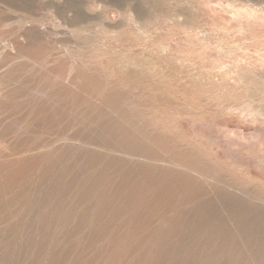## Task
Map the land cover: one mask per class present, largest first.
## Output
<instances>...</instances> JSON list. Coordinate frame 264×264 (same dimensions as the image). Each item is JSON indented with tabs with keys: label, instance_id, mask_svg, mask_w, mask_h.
<instances>
[{
	"label": "rangeland",
	"instance_id": "obj_1",
	"mask_svg": "<svg viewBox=\"0 0 264 264\" xmlns=\"http://www.w3.org/2000/svg\"><path fill=\"white\" fill-rule=\"evenodd\" d=\"M1 22L11 103L53 96L68 151L0 192V264H264V0H0Z\"/></svg>",
	"mask_w": 264,
	"mask_h": 264
},
{
	"label": "bare ground",
	"instance_id": "obj_2",
	"mask_svg": "<svg viewBox=\"0 0 264 264\" xmlns=\"http://www.w3.org/2000/svg\"><path fill=\"white\" fill-rule=\"evenodd\" d=\"M4 16H6V15L4 14ZM7 19H9V18H7ZM5 21H3V22L5 23ZM7 21H9V20H7ZM4 23H2V25H0V27H2V26L5 27L6 24H4ZM2 33L4 35V32H2ZM15 34H19V30L18 31L15 30L14 32H12V36H14L15 39L13 41V44L10 46L12 48H15L16 50H19L18 52L21 53L23 51L22 50L23 48L21 47V44L18 41V36ZM5 35H7V34H5ZM2 37H4V36H2ZM2 37H0V38H2ZM10 46H9V48H11ZM31 59H30V61H31ZM28 63H29V61H28ZM34 63H36V62H34ZM36 64H39V63H36ZM12 79L15 81V79L13 77H12ZM12 79L6 75H0V131H1L0 132V143H5L6 146L10 149L11 154L23 153L24 151H26L29 155H32V156L20 157L18 159H15L14 161H5V160L0 161V178H2L0 181V192L11 191L14 189L17 190V188H21L22 185L27 182L28 177H30L32 171L35 170V168L38 167L41 163L49 164V166H51V168H53L55 166V162H54L55 159H65L66 152L68 151V149H63L62 147H59V145H58V142L62 143V142L67 141L66 129L62 128L61 130H58V128L55 127L57 129V134H55V132H52L55 135V137L52 136V137H54L53 139L48 140V138H46L47 139L46 140L43 137L44 132H42L43 131L42 125H44L45 127L47 126L48 129H51L52 126L49 127L48 124H42L43 123L42 120L44 119L41 117L42 111H45V110L48 111L46 109L47 104H49V102H50L49 100L52 99L53 96L52 97L49 96V97H45V98L43 97L42 99L39 97V98L35 99L33 101L32 109L26 111V113L23 114L22 113L23 104L11 103V100L14 99L15 94H16L15 90H14L15 92H12L11 89L9 88L10 84L12 82ZM30 81H32V80H30ZM26 83L27 84H25V85L28 86L29 85L28 82H26ZM30 84H31V82H30ZM35 85H36V83H35ZM59 89H60V94H62V96L66 94L65 88H63V89L59 88ZM18 92L21 93L22 91H19V89H18ZM18 96H20V94ZM17 98L15 100H17ZM15 100H13V101H15ZM44 100H45V102H43ZM62 101H63V99H62ZM64 105H65V103H64ZM65 110H66V107L64 108L63 111H65ZM60 111H62V109ZM10 120H12V122L7 124ZM100 128L102 130V133L107 131L106 125L103 122L100 125ZM108 130H111V128ZM51 131H55V129L52 128ZM12 133H16V136L18 138V140L15 144H11L9 142L8 137ZM104 134H102V136ZM114 136L115 137H111V139H109V141L111 143H114V145H108L107 148L111 149V148L115 147L116 149H113V150H115V151L120 150V152L127 154L129 156H135L136 155L138 157H144L147 154L148 155L150 154V150L148 148L146 149L145 146H136L132 140L121 139L120 137H122V135H120L119 133H116ZM127 136H130V134H128ZM98 139H99V137H98ZM116 144H119V145H116ZM36 151H39V152L33 156V154ZM45 151H46V153H45ZM39 153H44V154L39 155ZM114 161H116V160H114ZM2 170H10V174L6 177H3L1 174ZM164 172L165 171H160L159 173L165 174L166 176L169 175L168 173H164ZM67 173L68 172H66V171L60 173L59 177H57L58 179H56L53 182V184L55 186L54 190L57 189V191L64 192L62 190V187L65 183H67L66 177L70 176ZM175 178L180 180L181 185L183 187H185L186 190H187V187L189 188L190 186H193L196 184V180L194 178L184 177L181 174L177 175V177H175ZM168 180H172V179H168ZM58 186H60V187H58ZM81 191H79L78 194L82 198L80 193L84 192L85 190H83L82 192ZM86 195H87V197H86ZM89 196L90 195L88 193L87 194L83 193L82 199L85 200V199L89 198ZM17 198L18 197H16V199ZM47 205H48V203H45V206H47ZM50 217H52V216H50ZM43 220H44V222L49 223V219H47V216H45Z\"/></svg>",
	"mask_w": 264,
	"mask_h": 264
}]
</instances>
